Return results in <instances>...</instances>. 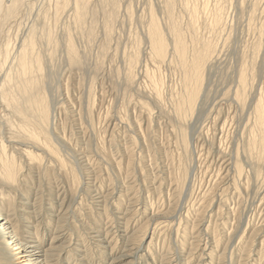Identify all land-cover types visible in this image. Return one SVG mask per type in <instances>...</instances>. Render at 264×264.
Wrapping results in <instances>:
<instances>
[{"label":"rangeland","instance_id":"rangeland-1","mask_svg":"<svg viewBox=\"0 0 264 264\" xmlns=\"http://www.w3.org/2000/svg\"><path fill=\"white\" fill-rule=\"evenodd\" d=\"M56 1L0 8L39 99L0 101V214L52 264H264V0Z\"/></svg>","mask_w":264,"mask_h":264},{"label":"bare ground","instance_id":"bare-ground-1","mask_svg":"<svg viewBox=\"0 0 264 264\" xmlns=\"http://www.w3.org/2000/svg\"><path fill=\"white\" fill-rule=\"evenodd\" d=\"M2 1V0H1ZM6 1V0H5ZM22 1L23 0H9V3L7 4L6 2H4L5 4H0V8L2 9V7H3V12H2V14H3V20H7L9 17L11 18V17H13L14 15H15V13L17 14V12H16V10H18L19 8L21 9V8H23V7H21L20 5L22 4ZM25 1V0H24ZM62 1V0H61ZM73 1H75V6L77 7V13H79V17L81 18L82 16H80V13H81V11H82V0H73ZM3 2V1H2ZM31 2V1H30ZM56 2H59V1H56L55 0V3ZM64 2H66V0H63L62 1V4H64ZM72 2V1H71ZM26 3V2H25ZM39 3V2H38ZM55 3H54V5H55ZM73 3V2H72ZM83 3H85V1L83 0ZM29 4V3H28ZM28 4H26V5H28ZM31 4V3H30ZM59 4V3H58ZM88 5V4H87ZM116 5V4H115ZM20 6V7H19ZM25 6V5H24ZM31 6V5H30ZM63 6V5H62ZM86 6V5H85ZM113 6V5H112ZM26 8H27V6H25ZM55 7H56V5H55ZM114 7V6H113ZM30 8V7H29ZM57 8V7H56ZM28 9V8H27ZM24 11H25V9H23ZM57 10V9H56ZM19 11V10H18ZM28 11V10H27ZM20 12V11H19ZM57 12H58V10H57ZM108 12V11H107ZM24 13V12H23ZM18 14H20V13H18ZM33 14V13H32ZM57 14V13H56ZM1 16V15H0ZM18 16V15H17ZM20 16V15H19ZM36 17H37V15H36ZM39 17V16H38ZM78 17V18H79ZM17 18V17H16ZM79 18V19H80ZM14 19H15V17H14ZM78 19V20H79ZM20 20V19H19ZM27 20V19H26ZM36 20V19H35ZM1 22L2 21H0V24H1ZM5 22V21H4ZM6 23H8V22H6ZM9 24V23H8ZM0 28H1V26H0ZM34 28V27H33ZM35 29V28H34ZM32 33H30L31 35H29L28 34V36L30 37V40H31V38H33L34 36H33V29L31 28V29H29ZM28 32V31H27ZM36 33V32H35ZM15 35V34H14ZM36 35V34H35ZM28 39V38H27ZM25 40V39H24ZM29 40V41H30ZM8 41V40H7ZM10 41V40H9ZM28 41V40H27ZM31 42H32V40H31ZM34 42V41H33ZM24 43V42H23ZM30 43V42H29ZM35 43V42H34ZM6 44V43H5ZM31 44V43H30ZM23 45V44H22ZM28 46H29V44H27ZM30 46H32V45H30ZM3 47V46H2ZM9 47V46H8ZM20 47V49H21V46H19ZM23 47H25V46H23ZM22 47V48H23ZM0 48H1V46H0ZM7 48V47H6ZM26 48V47H25ZM30 48H32V47H30ZM161 44L158 46V49L159 50H161ZM3 49V48H2ZM8 49V48H7ZM10 49V48H9ZM12 49V48H11ZM19 49V50H20ZM6 51L5 53H4V56H2L3 57V59L1 58V56H0V73L1 72H3L4 74L6 73V69L3 71L2 69V65H3V67H4V63L3 62H5V61H7L6 60V58L7 57H9L8 55H9V53H7L8 52V50H6L5 48L3 49V51ZM22 50V49H21ZM20 50V52H22ZM30 51H32V50H30ZM25 51H24V49H23V52L22 53H24ZM2 53V52H1ZM21 53V54H22ZM32 53V52H31ZM18 54V53H17ZM26 54V53H25ZM28 54V53H27ZM30 54V53H29ZM81 54V53H80ZM1 55V54H0ZM39 55V54H38ZM26 56V55H25ZM16 57H18V56H16ZM21 57V56H20ZM19 57V58H20ZM24 60H25V58L24 57H22ZM40 58V57H39ZM2 59V60H1ZM23 59L20 61V63H18V64H20V66H21V74L23 73V72H25L26 70V65L24 64V62H23ZM71 59H72V57H71ZM73 60V59H72ZM74 61V60H73ZM78 62V61H77ZM75 63V62H74ZM112 63V62H111ZM78 64V63H77ZM17 67V66H16ZM15 67V68H16ZM2 68V69H1ZM89 68V67H88ZM2 70V71H1ZM9 70V69H8ZM17 70V69H16ZM41 70V69H40ZM91 70V69H90ZM12 71V70H11ZM39 71V70H38ZM96 71V70H95ZM8 72V71H7ZM10 72V71H9ZM17 72H18V70H17ZM11 73V72H10ZM14 73V72H13ZM20 73V72H19ZM29 73V72H28ZM40 73V72H39ZM25 73H23V75H24ZM34 74H36V73H34ZM22 75V76H23ZM29 75V74H28ZM38 75V74H37ZM36 75V76H37ZM11 77L13 76V79H14V74H12V75H10ZM8 74H5L4 76H3V78L2 79H0L1 80V82H0V101L2 102V103H4V106H6L7 108H9L8 109V111L9 110H11V112H16L17 114H22L24 111L22 110L23 108H22V105L24 104V103H26L25 104V107H26V105H30L31 107L30 108H34V106L36 107V104H38V98H37V91H36V93H35V89H34V87H35V84H36V79L34 80V78L31 76H29L30 78H26L25 77V79L24 78H22V76H18V78L17 79H15V82L14 83H11V77H10ZM2 77V76H1ZM17 77V76H16ZM38 77V76H37ZM36 77V78H37ZM44 78V77H43ZM43 78H41V79H43ZM46 78H49V77H46ZM109 79V78H108ZM39 80V79H38ZM43 81V80H42ZM13 82V81H12ZM38 82V81H37ZM41 82V81H40ZM46 83V82H45ZM12 84V85H11ZM41 84V83H40ZM43 84V83H42ZM49 85V84H48ZM44 86V85H43ZM44 88V87H43ZM38 89V88H37ZM40 89V88H39ZM38 89V90H39ZM13 91H15V94L17 93L16 91H18V93L19 92H21L22 94L24 93V97H19V96H15L14 94H13ZM41 92V91H40ZM39 92V93H40ZM17 93V94H18ZM103 93V92H102ZM16 94V95H17ZM22 94H20V95H22ZM36 94V95H35ZM40 95H41V93H40ZM44 95V94H43ZM23 96V95H22ZM41 97H42V95H41ZM44 97V96H43ZM38 99V100H37ZM42 100V99H41ZM83 102V101H82ZM23 103V104H22ZM42 102H40V104H41ZM46 103V102H45ZM1 104V103H0ZM1 106V105H0ZM40 106V105H39ZM43 106V105H42ZM24 107V108H25ZM29 107V106H28ZM29 108V109H30ZM47 108V107H46ZM35 109V108H34ZM40 108L38 107V111H39V113H40V110H39ZM5 110H6V108H5ZM26 110H28L27 108H26ZM44 110V109H43ZM23 111V112H22ZM36 111H37V108H36ZM45 111V110H44ZM43 111V112H44ZM26 112V111H25ZM24 112V113H25ZM30 112V111H29ZM42 112V111H41ZM46 112H48V111H46ZM7 113V112H6ZM28 113V112H27ZM32 113V112H31ZM35 113V112H34ZM33 113V114H34ZM45 113V112H44ZM150 113V112H149ZM9 114V113H8ZM11 114V113H10ZM29 114V113H28ZM36 114V113H35ZM0 115H1V113H0ZM14 115V114H13ZM23 115V114H22ZM25 115V114H24ZM31 115V114H30ZM29 115V116H30ZM39 115H41V114H39ZM43 115H45V114H43ZM7 116H9V115H7ZM7 116H5V118H9V117H11V116H9V117H7ZM15 116V115H14ZM19 116V115H18ZM28 116V115H27ZM162 116V115H161ZM4 117V116H3ZM17 117V116H16ZM25 117H26V115H25ZM42 117V116H41ZM4 118V119H5ZM19 119H20V116L18 117ZM27 118H31V117H27ZM44 118V117H43ZM78 118V117H77ZM23 120H24V118H22ZM41 119V118H40ZM9 120V119H8ZM26 120V119H25ZM30 120V119H29ZM42 120V119H41ZM45 120V119H44ZM47 120V119H46ZM51 120V119H50ZM26 121H28V120H26ZM9 122V121H8ZM1 123H3V122H1ZM5 123H7V122H5ZM24 123H25V121H24ZM23 123V124H24ZM4 124V123H3ZM17 124V123H16ZM20 124V123H19ZM22 124V125H23ZM236 124V123H235ZM5 125V124H4ZM8 125V124H7ZM6 125V126H7ZM251 126V125H250ZM239 127V126H238ZM18 128V127H17ZM2 129V128H1ZM0 129V130H1ZM164 129V128H163ZM9 130H10V128H9ZM10 132V131H9ZM53 134V133H52ZM10 135H11V133H10ZM11 136H13V134L11 135ZM11 138V137H10ZM1 139V138H0ZM5 139V138H4ZM3 140V139H2ZM202 140V139H201ZM1 143V142H0ZM0 146H1V150H2V148L4 149L5 148V146H4V144L2 145V144H0ZM6 150V149H5ZM5 150H3L4 152H5ZM2 151V152H3ZM1 152V153H2ZM3 152V153H4ZM5 154V153H4ZM10 154V153H9ZM11 154H13V153H11ZM6 157V156H5ZM9 157H11V156H9ZM4 158V157H3ZM13 160V159H12ZM85 160V159H84ZM6 161V160H5ZM0 162H2V160L0 161ZM4 163H6V162H4ZM7 163H9V162H7ZM10 163H12V161L10 162ZM231 163V162H230ZM0 165H2V164H0ZM13 165V164H12ZM5 166V165H4ZM4 166H2V167H4ZM7 166V165H6ZM5 166V167H6ZM10 167V166H9ZM7 168V167H6ZM11 168V167H10ZM1 169V168H0ZM4 169V168H3ZM2 169V170H3ZM9 169V168H8ZM13 169V168H12ZM11 169V170H12ZM10 171V170H9ZM14 173V172H13ZM21 174V173H20ZM9 175V174H8ZM10 175H11V173H10ZM9 175V178H11V176ZM8 178V179H9ZM138 193V192H137ZM103 210V209H102ZM2 212V211H1ZM6 213V212H5ZM27 213V212H26ZM104 213V212H103ZM4 214V213H3ZM2 214H0V220H1V222H0V233H1V235L3 236V239H4V242H5V244L6 245H10V251H9V255L13 258V264H52L51 263V261H52V259H50L49 258V256H48V254L46 253V251L43 249V248H41L40 247V245L37 243V241H34V239L32 240H30V238H31V236H21V235H19L20 234V232H19V234L16 232V227H14L13 225H12V223H11V221H10V219H11V217L9 218V217H7L6 215L4 216V215H2ZM82 217V216H81ZM93 219V218H92ZM22 230V229H21ZM28 235V234H27ZM115 241V240H114ZM4 244V243H3ZM53 246V245H52ZM2 256V255H1ZM2 258H3V256H2ZM1 258V259H2ZM5 261H6V259H5ZM12 262V261H11ZM66 264V263H65Z\"/></svg>","mask_w":264,"mask_h":264}]
</instances>
